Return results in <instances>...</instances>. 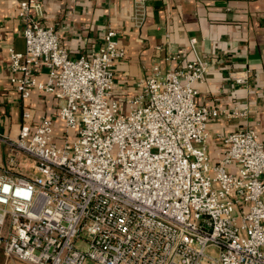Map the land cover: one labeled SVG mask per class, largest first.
<instances>
[{
  "label": "built area",
  "instance_id": "1",
  "mask_svg": "<svg viewBox=\"0 0 264 264\" xmlns=\"http://www.w3.org/2000/svg\"><path fill=\"white\" fill-rule=\"evenodd\" d=\"M131 1L138 10L146 0ZM42 14L40 0L18 1L24 50L8 48L9 82L22 99L40 91L62 100L65 130L59 141L42 118L24 122L15 139L0 131V142L32 157L36 170L13 173V157L0 168L4 253L30 264H264V142L254 129L234 130L211 159L210 121L249 109L198 104L196 83L210 64L169 53L178 67L151 65L138 91L119 99L117 30L107 29L89 56L72 57ZM250 74L231 77L247 84Z\"/></svg>",
  "mask_w": 264,
  "mask_h": 264
},
{
  "label": "crops",
  "instance_id": "2",
  "mask_svg": "<svg viewBox=\"0 0 264 264\" xmlns=\"http://www.w3.org/2000/svg\"><path fill=\"white\" fill-rule=\"evenodd\" d=\"M18 1L0 0V131L15 139L24 122L35 125L47 118L53 121L61 141L65 127L58 119V108L63 101L40 91L22 99L9 82L8 48L24 50ZM40 1L41 23L54 27L61 46L72 57L89 56L99 49L107 29L117 30L124 50V56L113 65V95L119 99L138 91L137 81L153 64L165 71L178 67L182 59L200 57L207 61L210 71L204 82L196 83L198 104L249 109L245 117L229 119L221 113L210 121L208 153L212 160L223 155L224 138L234 130L254 129L264 142V0H146L138 10L131 0ZM193 37L197 42L192 46ZM169 53H179L181 60H165ZM246 69L251 71L248 83H236L231 73ZM36 75L40 80L46 78L42 68ZM11 157L13 173L25 177L36 174L32 157L17 150L11 153L0 142V168L7 167ZM0 264L30 263L6 255L2 238Z\"/></svg>",
  "mask_w": 264,
  "mask_h": 264
},
{
  "label": "rangeland",
  "instance_id": "3",
  "mask_svg": "<svg viewBox=\"0 0 264 264\" xmlns=\"http://www.w3.org/2000/svg\"><path fill=\"white\" fill-rule=\"evenodd\" d=\"M68 134H72L71 131L68 132ZM36 175V174H35ZM79 244V242L77 243ZM207 251L215 256H217L219 254V251L217 248H214V247H210L207 249Z\"/></svg>",
  "mask_w": 264,
  "mask_h": 264
}]
</instances>
